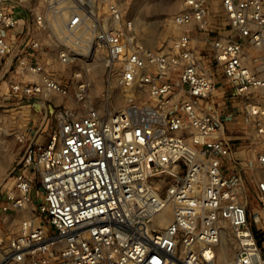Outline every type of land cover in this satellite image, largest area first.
<instances>
[{"label": "built area", "instance_id": "obj_1", "mask_svg": "<svg viewBox=\"0 0 264 264\" xmlns=\"http://www.w3.org/2000/svg\"><path fill=\"white\" fill-rule=\"evenodd\" d=\"M28 1L0 0L1 85L66 94L51 63L73 61L77 44L104 48L117 81L148 98L61 112L47 140L27 143L0 185V264H219L224 227L227 264H264V106L253 97L264 75L246 54L264 45V0H221L230 32L211 37V1L182 0L173 22L183 29L161 48L118 0H41L37 12ZM213 65L243 97L241 145L225 137L233 114L212 108Z\"/></svg>", "mask_w": 264, "mask_h": 264}, {"label": "rangeland", "instance_id": "obj_2", "mask_svg": "<svg viewBox=\"0 0 264 264\" xmlns=\"http://www.w3.org/2000/svg\"><path fill=\"white\" fill-rule=\"evenodd\" d=\"M118 1L124 11L134 18L138 36L148 47L169 45L183 29L173 22V15L182 8V0ZM210 1L212 29L209 37L228 34L230 27L224 24L221 0ZM28 4L35 12L43 9L37 7L41 5V0H30ZM199 33L193 29L195 36ZM78 46L75 44L71 50L74 60L70 63L52 59V67L68 89L66 94L43 91L39 95L19 96L12 93L6 83L1 85L0 80V185L8 178L11 168L23 155L32 138L45 140L57 129L61 112L85 114L90 108H97L109 113L129 102L148 98V94L138 86L126 87L117 81L119 65L108 64L104 48L96 47L88 55ZM201 46L210 64L207 53L211 52V45L206 41ZM246 54L248 64L264 75V45L260 48L248 44ZM213 70L217 85L220 84L224 89L227 87L223 96L230 99L232 108L238 109L235 120L242 123L241 129L249 131L250 126L243 119V97H232L230 83L224 78L220 66L213 65ZM253 97L264 106V89ZM251 203V209L257 208L255 198H252ZM20 217L21 214L15 215L16 224H19ZM233 245L232 242L229 258L235 252Z\"/></svg>", "mask_w": 264, "mask_h": 264}, {"label": "crops", "instance_id": "obj_3", "mask_svg": "<svg viewBox=\"0 0 264 264\" xmlns=\"http://www.w3.org/2000/svg\"><path fill=\"white\" fill-rule=\"evenodd\" d=\"M227 88V87H226ZM219 87V84L214 89V98H213V110L218 112L221 118L225 119L227 113L233 114L232 121L226 122V133L225 137L227 139L232 140V142H235V144L241 145L243 144L247 137H248V130L241 129L242 123L238 122L236 117L237 115V108H232L231 104H229L230 99H227L223 96V92H225L227 89ZM228 103V104H227ZM44 140V139H42ZM47 140V138L45 139Z\"/></svg>", "mask_w": 264, "mask_h": 264}, {"label": "bare ground", "instance_id": "obj_4", "mask_svg": "<svg viewBox=\"0 0 264 264\" xmlns=\"http://www.w3.org/2000/svg\"><path fill=\"white\" fill-rule=\"evenodd\" d=\"M171 216L172 212L170 211V208H167L166 213L160 217L159 222L161 224H167ZM230 242L229 230L227 227H224L217 251V260L219 264H227L228 260L231 258H229V255L232 251V242Z\"/></svg>", "mask_w": 264, "mask_h": 264}]
</instances>
